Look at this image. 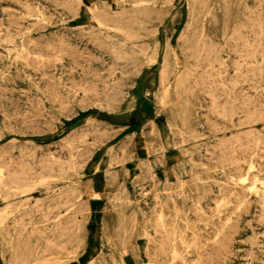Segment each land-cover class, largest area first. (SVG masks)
<instances>
[{
  "label": "rangeland",
  "instance_id": "rangeland-1",
  "mask_svg": "<svg viewBox=\"0 0 264 264\" xmlns=\"http://www.w3.org/2000/svg\"><path fill=\"white\" fill-rule=\"evenodd\" d=\"M0 158V264H264V0H0Z\"/></svg>",
  "mask_w": 264,
  "mask_h": 264
},
{
  "label": "bare ground",
  "instance_id": "bare-ground-1",
  "mask_svg": "<svg viewBox=\"0 0 264 264\" xmlns=\"http://www.w3.org/2000/svg\"><path fill=\"white\" fill-rule=\"evenodd\" d=\"M139 3V2H138ZM2 11V10H1ZM104 13V12H103ZM90 14H92V12L90 13ZM93 15V14H92ZM27 17V16H26ZM95 18V17H94ZM5 23V22H4ZM225 24V23H224ZM223 26V25H222ZM24 29H25V27H24ZM5 30V29H4ZM64 35V34H63ZM62 41V40H61ZM21 42V41H20ZM65 42V41H64ZM106 42V41H105ZM104 42V43H105ZM197 45V44H196ZM195 45V46H196ZM118 47V46H117ZM110 48V47H109ZM121 48V47H120ZM119 48V49H120ZM197 48V47H196ZM111 49V48H110ZM9 50V49H8ZM199 50V49H198ZM120 51V50H119ZM122 51V50H121ZM75 56V55H74ZM76 57H78V56H76ZM23 60V59H22ZM42 62V61H41ZM116 63V62H115ZM27 65V64H26ZM242 65V64H241ZM245 65V64H244ZM28 66V65H27ZM217 66H219V65H217ZM124 67V66H123ZM110 68V67H109ZM116 68H118V67H116ZM115 68V69H116ZM120 68V67H119ZM125 68H126V66H125ZM128 68V67H127ZM243 68V67H242ZM248 68V67H247ZM71 69V68H70ZM123 69V68H122ZM244 70L246 69V68H243ZM14 70V69H13ZM112 70V69H111ZM240 70V69H239ZM244 70H240V71H244ZM55 71V70H54ZM119 72H120V70H119ZM123 72H124V70H123ZM188 72H190V71H188ZM17 73V72H16ZM126 73V72H125ZM128 74V73H127ZM160 75V74H159ZM122 78V77H121ZM160 78H162V76L160 77ZM118 81H120V80H118ZM162 81V80H161ZM116 82V81H115ZM160 82V81H159ZM113 83V82H112ZM118 82H116V84H117ZM120 84V83H119ZM111 85V84H110ZM115 85V84H114ZM114 85L112 86H110V87H114ZM162 86V85H161ZM109 87V88H110ZM116 87H120V86H116ZM124 87V86H123ZM79 88V87H78ZM127 88V87H126ZM94 90H96V89H94ZM118 91V90H117ZM76 92V91H75ZM119 92V91H118ZM83 93V92H82ZM93 93H94V91H93ZM214 94V93H213ZM214 96H216V95H214ZM79 97V96H78ZM212 98H216V97H212ZM155 99V98H154ZM225 99V98H224ZM106 100V99H105ZM104 100V101H105ZM212 100V99H211ZM236 100V99H235ZM55 101V100H54ZM53 101V102H54ZM218 102V101H217ZM221 102H223V101H221ZM216 103V102H215ZM214 104V103H213ZM106 105V104H105ZM219 105L221 106V104L219 103ZM218 105V106H219ZM103 106V105H102ZM213 106V105H212ZM211 106V107H212ZM228 106V105H227ZM64 108V107H63ZM215 108H217V107H215ZM228 108V107H227ZM215 111V110H214ZM204 117V116H203ZM27 121V120H26ZM23 122V121H22ZM29 122V121H28ZM24 123V122H23ZM19 125V124H18ZM26 126V125H25ZM210 126V125H209ZM38 129V128H37ZM36 129V130H37ZM40 130H42V129H40ZM192 140V139H191ZM78 141V140H77ZM82 143V142H81ZM185 143V142H184ZM67 146V145H66ZM159 149V148H158ZM4 157V156H3ZM1 159V158H0ZM9 160H11L10 158H8ZM122 161V160H121ZM1 162V161H0ZM235 162V161H234ZM1 164V163H0ZM13 164H14V161H13ZM20 164V163H19ZM146 168V167H145ZM1 169V168H0ZM191 172V171H190ZM249 174V173H248ZM13 175V174H12ZM12 175H10L9 174V176L10 177H12ZM73 175V174H72ZM75 175V174H74ZM0 176H1V173H0ZM8 177V176H7ZM69 177V176H68ZM1 179H2V176L0 177ZM16 178V177H15ZM46 178V177H45ZM201 178V177H200ZM12 179V178H11ZM50 179V178H49ZM248 179V176H246V177H243V181H246ZM6 180H8V179H6ZM17 180V179H16ZM79 180V179H78ZM2 181V180H1ZM18 181V183H19V180H17ZM17 181H15V182H17ZM26 181V180H25ZM3 182V181H2ZM7 182V181H6ZM11 182V181H10ZM39 182V181H38ZM41 182V181H40ZM12 183V182H11ZM7 184H8V182H7ZM14 184V183H13ZM25 184V183H24ZM16 185V184H15ZM38 185V184H37ZM5 186V185H4ZM33 186H36V185H33ZM247 187H249L250 188V190H252V191H261V192H263L264 193V181H262L260 178H255L254 179V181H252V182H249L247 185H246ZM44 187V186H43ZM4 188H6V186L4 187ZM8 189V188H7ZM31 189V188H30ZM1 190V189H0ZM218 190V189H217ZM22 191V190H21ZM5 192V191H4ZM3 192V193H4ZM20 192V191H19ZM23 192V191H22ZM1 193H2V191H1ZM13 197V196H12ZM36 201V200H35ZM114 202V201H113ZM11 209H13L12 207H11ZM14 209H16V208H14ZM41 212H42V210H41ZM166 212V211H165ZM158 215V214H157ZM0 218H2V216L0 217ZM28 220V219H27ZM64 220V219H63ZM264 227V226H263ZM251 239V238H250ZM242 259V258H241ZM259 262V261H258Z\"/></svg>",
  "mask_w": 264,
  "mask_h": 264
}]
</instances>
